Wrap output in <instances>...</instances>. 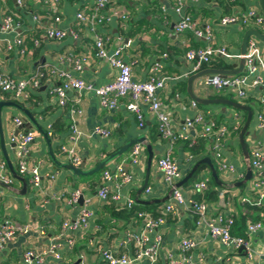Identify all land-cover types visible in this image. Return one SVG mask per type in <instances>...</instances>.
I'll use <instances>...</instances> for the list:
<instances>
[{"label":"crops","instance_id":"crops-1","mask_svg":"<svg viewBox=\"0 0 264 264\" xmlns=\"http://www.w3.org/2000/svg\"><path fill=\"white\" fill-rule=\"evenodd\" d=\"M24 1V7H19L17 0H0V25L7 15L13 16L19 24L14 32L0 36L1 74L20 80L39 71L57 69L95 86L114 81L117 70L107 62L96 58L93 39L87 26H78L76 14L85 9L80 1L60 0L49 15L44 5L34 0ZM118 5L121 12L128 14L129 21L123 25L119 19H113L101 27L100 31L111 35L113 39L111 49H114L119 39L123 40L127 37L125 32L129 29H138L143 20L146 21L143 29L149 25L152 27L149 32L143 30L135 37L129 38L130 46L124 48L123 55L125 60L132 65L133 79L145 82L152 74L153 65L163 60L164 53L169 54V58L163 60L164 69L161 72V75L167 78L166 87L159 91L158 96L163 104L173 111V123L177 132L185 125L186 120L193 119L199 110L210 112L215 120L228 128L222 158L224 163L235 169V173L220 170L221 162L212 151L211 140L201 142L200 144L204 146L203 151L193 158L190 157L191 153L185 148V144L178 142L172 146V158L181 169L182 180L201 159L210 158L218 166L219 181L223 187L217 188L218 201L202 202L207 204L209 215L215 216L223 213L232 215L237 220H240L242 216L247 217L243 228L241 230L234 228L232 233L234 236L245 238L248 245L236 250L232 247H225L213 239L206 225L200 220H195V214L186 209H178L175 214L165 216L166 221L158 231L149 234L151 240H154L157 234L163 237L156 261L153 263L148 259H142L132 264H171L172 256L180 257L181 255L196 264H264V211L251 212L248 204L241 203L242 198L257 200L258 192L251 189V182L244 192L235 187L242 181L241 176L246 175V163L239 143L240 133L237 134L235 130L238 123L242 125L244 113L222 105L206 106L204 109L199 107L197 110L190 107L192 100L187 93L185 80L193 74L192 64L186 59V50L203 48L208 44L204 40L196 39L190 31L178 37L174 34L172 27L175 28L181 18L175 11L174 0H121ZM252 8L262 11L260 0H236L233 14ZM185 12L198 20L201 25L213 24L215 36L212 45L227 47L232 55L240 53L245 32L257 29L254 25L220 27L219 19L227 15L221 0H187ZM34 16L40 17L41 23L35 22ZM56 18H60L59 23H56ZM49 28L62 31L74 29L79 32L80 38L78 40L69 37L62 41L48 40L44 37V33ZM18 37L25 39V54H21L17 47L12 51L7 50L8 45L14 44ZM37 39L40 40L39 46L34 44V40ZM258 44L264 55V44L260 41ZM70 55L88 58L82 71H75L74 63L68 61ZM224 60L231 66L227 70H234L233 65L239 63L238 59ZM61 82L62 79L58 77L43 79L41 86L32 91L33 94L38 93L40 97V102H37L36 106L19 101L12 95L2 92H0V102L23 104V107L31 109L33 116L48 133H52L56 125L58 130L55 128L56 133L51 140L53 153L61 163H69L65 150L74 147L71 140L74 126L79 133L75 148L82 159V164L85 163L87 171L95 168L128 142L139 137H146L147 144L152 146L154 152L147 187L152 190L148 193L146 189L140 199L150 202L168 197L171 188L165 183L157 164L159 159L171 150V145L161 138L153 143L148 129L139 128L136 115L127 109L132 101L131 97L121 99L116 110L108 111L101 107L94 94H79L70 90L66 94V105L62 107L54 94L55 87ZM183 83L186 84L185 90L181 88ZM194 93L204 99H226L249 106L254 113V118L249 127L250 136L246 138V141L251 148L258 144L264 145V129L259 128L257 119L258 114H264V104L261 101L262 88L249 89V104L230 99L231 93L219 92L212 87H206L204 78L194 83ZM76 110L80 113L72 115L71 112ZM141 110L148 127L157 123L148 105L142 103ZM15 118H21L24 121L21 113L14 108L5 107L3 109L5 141L9 157L17 170L16 154L11 140L21 127H16ZM72 118H74V124ZM61 125H64L62 130H60ZM97 127L109 130L111 137L102 138L95 134ZM202 130V126H196L188 131V135L197 142ZM30 132L36 134L35 141L30 147L31 160L41 161L43 163L42 173L53 175L55 178L53 180L45 178L39 189H35L27 180L28 187L25 196L20 195L23 183L16 179L8 187L0 186V222L10 218L32 227L28 235L15 237L4 249L0 250V264H24V255L27 251L48 249L62 233L63 223L76 220L86 208L94 213V218L88 227L74 235L71 233L66 235L73 236L74 248L78 253L74 256L75 250L72 252L73 249L70 250L64 241H61L62 260L56 262L53 256H47L44 264H75L78 260L81 264H107L102 256L104 250H111L116 255L125 254L133 257L136 252L135 245H125L124 241L128 231L141 232L142 220L135 219L126 223L122 220H112L104 212L103 206L110 204L109 201H103L98 197L99 190L105 185L104 173L89 177H76L64 168H55L49 157L47 144L35 129H31ZM20 133L28 132L26 129H21ZM143 146L145 151L139 164L131 163L132 148L107 166L106 171L115 172L120 165H123L126 173L134 177L130 184H123L120 187L119 191L123 199L119 204L117 203L119 207H122L128 198L136 200L139 190L144 186L148 173L149 154L145 145ZM3 160L5 158L0 145V161ZM201 176V180L210 179L213 176L211 168L202 171ZM110 189L112 193L118 190L114 183L110 184ZM182 189L187 200L195 201L194 195L197 192L194 189L192 191ZM76 191H80L81 197H84L83 206L80 205V201L77 204H71L72 195ZM168 202L159 204L156 209L157 213L162 214ZM99 221L101 224L105 222L103 227L99 225ZM259 221L263 223V228L254 234L248 233L249 225ZM184 240L194 242L195 248L183 252L181 243Z\"/></svg>","mask_w":264,"mask_h":264},{"label":"built area","instance_id":"built-area-1","mask_svg":"<svg viewBox=\"0 0 264 264\" xmlns=\"http://www.w3.org/2000/svg\"><path fill=\"white\" fill-rule=\"evenodd\" d=\"M37 3L44 5L47 8L48 15L54 10L55 6L60 3V0H34ZM121 0H81L84 10L76 14V21L78 26H87L90 35L93 39L95 49V56L101 61L107 62L112 68L117 70V75L114 81L106 83L102 86H95L92 83L86 82L80 78H74L70 73L50 69L48 71H39L35 74L20 80L12 79L6 75L1 74L0 63V92L10 94L15 99L27 102L31 98L32 91L41 86L42 80L45 77H58L62 79L60 85L55 87L54 94L59 100V104L64 107L66 105V94L70 90H74L79 94L92 93L94 94L101 107L108 111H114L119 107L120 100L130 96L132 101L128 104V111L134 113L137 117L139 128L144 129L146 119L141 110V104L149 106L150 111L154 115L159 133L163 140L171 145L164 157L159 159L157 167L158 171L163 176L165 183L173 189V194L169 202L163 208L162 214L159 217H154L149 213L140 212L138 217L142 220L141 232H127L124 244L135 245L136 252L133 257L128 255H116L111 250H104L102 256L107 264H132L142 259H148L155 262L163 242L161 234H157L154 240L149 238V234L158 229L165 223V216L175 214L178 209H186L193 214L199 216L201 223H204L209 230L211 237L219 241L225 247H232L236 250L246 247L248 242L245 238L234 236L232 231L235 226V218L232 215H225L219 213L215 216L209 215V208L206 203H197L193 200H187L184 196L183 189L177 188L176 184L182 180V173L179 165L172 158V146L176 143L177 138L184 141H190L192 144L196 142L190 138L188 131L196 126H202L200 138L211 140L212 151L216 158L221 162L220 170L223 172L230 171L235 173V169L223 162L222 153L225 145V139L228 133V128L223 125H217L216 121L211 119L210 112L199 113L193 119H187L185 125L179 132L175 129L173 123V111L169 109L160 100L158 93L166 87L167 78L161 75L164 68L163 60L168 59V55H163V60L157 61L152 68V74L145 82H138L133 79L132 65L129 64L123 55L124 48L130 46L131 41L127 45L120 48L111 49L113 39L110 34H103L100 31L110 23L113 19H119L123 25L129 21L128 14L119 10L118 3ZM175 11L181 18L174 28V34L178 37L186 32H192L194 37L198 40H204L208 45L206 47L190 48L186 53V59L192 64V74L198 73L202 70L203 65L212 63L217 57L223 59H240L241 55H232L229 53L227 47H214V28L213 24L201 25L200 22L194 19L189 13L185 12L187 0H174ZM19 7H24V0H17ZM87 11V12H86ZM34 21L41 23L38 16H34ZM56 23L60 22V18L55 19ZM218 25L220 27L240 26L250 27L256 26L264 34V13L260 9H249L244 12L234 13L223 16L219 19ZM19 24L13 16L7 15L0 25V36L14 32ZM44 37L48 40L62 41L66 38L78 40L80 34L77 30L71 29L69 31H62L59 29L49 28L44 33ZM36 46L40 45V40H34ZM17 47L21 54L26 53L25 39L18 37L14 44H9L8 51H12ZM68 61L74 63V69L77 72L83 70L88 62L87 57H77L70 55ZM204 85L212 87L219 92L234 93L237 98L246 100L249 97V89L262 88L263 93L261 101L264 104V55L259 47L258 40L252 37L249 40L247 54L245 55V71L236 76H206L204 77ZM190 107L197 110L199 104L192 101ZM80 113L78 110L72 111L74 115ZM74 118L72 122L74 124ZM258 125L260 129H264V114H258ZM14 122L17 128L23 126L24 121L21 118H15ZM73 136L71 140L74 147L65 150L66 156L75 167L82 165V159L78 156L75 144L78 141V131L72 127ZM240 123L236 125L235 130L239 131ZM50 135L52 133H49ZM95 134L102 138H110L111 132L105 128L97 127ZM36 134L28 132L26 134H14L12 143L16 145V168L20 176L29 179L30 184L39 189L45 178L53 180L55 176L44 175L42 173L41 161H32L30 157V147L35 141ZM145 148L143 144H136L133 146L131 163L137 165L143 156ZM251 166L253 169V177L251 179V189L258 192L257 200L242 198V204L254 205L257 207L264 206V145L258 144L251 149ZM245 175L241 176L243 180ZM134 177L126 173L123 165H120L115 172L106 171L104 173L105 185L98 192V197L103 201H112L120 203L122 196L120 194V187L123 184H130ZM15 179L10 174L8 164L5 160L0 161V182L6 185H12ZM114 183L117 187V192L112 193L110 184ZM209 179L205 178L194 185V191L197 193H204L208 190ZM151 188L147 192H151ZM81 193L76 191L72 195L71 204H77L80 201ZM128 209H132L136 205V200L128 198L125 201ZM94 218L92 210L84 209L80 216L74 221H65L62 225V233L53 244L43 251L29 250L24 255V264H44L47 256H53L57 261H61L62 242L72 250L75 246V239L73 236H66L68 233L72 235L84 230L88 227L90 221ZM31 225L22 224L13 219H5L0 223V250L13 241L19 235H28L31 231ZM263 228L261 221L251 223L248 227V233L254 234ZM195 243L190 240H184L181 243V250L186 252L195 248ZM171 264H196L189 258L181 255L180 257L172 256Z\"/></svg>","mask_w":264,"mask_h":264},{"label":"water","instance_id":"water-1","mask_svg":"<svg viewBox=\"0 0 264 264\" xmlns=\"http://www.w3.org/2000/svg\"><path fill=\"white\" fill-rule=\"evenodd\" d=\"M260 6H261V9L264 13V0H260ZM173 30H174V27H172V31ZM252 37H255L258 41H260L261 43L264 44V34L260 30L250 29V30L246 31L244 34L243 42H242V45L240 48V53H239V55H241V58L239 59L238 64L233 65L235 68L234 70L212 69V68L204 69V70L199 71L198 73L191 75L188 79L185 80V82L187 83V93H188L189 97L191 98V100L196 102L197 104L204 105V106H213V105H222L225 107L229 106V107L234 108L235 110L243 111V112L247 113V120H246V122H245V124H244V126L240 132V135H239V143L241 145L244 160L246 163V175L242 181H240L239 183H237L235 185L236 188H240L244 185H247L253 177V169L251 166V154H250V151L248 149L246 138L250 136L249 127L253 122L254 113L249 106L243 105L241 103H237V102H234L231 100H226V99H212L211 100V99H204V98L198 97L194 93V83L197 80L204 78L206 76H223V77H225V76H236V75H240V74L244 73V71H245V55L247 54L249 40ZM128 43H129L128 37L124 38L123 40L119 39L115 43V45H116L115 48H120L124 45H127ZM5 107L14 108L18 112H20L21 115L24 117V124L19 130H17L16 135H18L20 133L21 129H26L27 132H29L31 129H35L40 134L43 141L47 144L48 154H49V157H50L51 161L53 162L55 168H64V169L70 171L76 177H89V176L95 175L98 172H100L101 170H103L104 168H106L108 166V164L111 163L113 160H116V159L120 158L121 156H123L125 153H127L136 144L145 145L146 150L149 154L148 173H147V177H146L144 186L138 192L136 202L141 204V205H149V204H162V203H166L170 200L171 195L173 194V189L170 190L168 197H166L165 199H162V200H154V201H150V202H148V201L145 202V201H142L140 199V196L148 187V178H149V174H150L152 161L154 159L153 148L150 144H147L146 137H144V136L139 137L137 139H134V140L128 142L123 147H121L118 151L111 154L105 160L100 162L95 168L87 171L85 163H83L79 167H75L71 163H61L60 161H58V159L55 157V155L53 153L52 140H51L50 134L48 133V131H46L39 124V122L33 116L31 109L25 108L22 105L16 104V103L0 102V145H1V150H2V153L4 155L6 162L8 164L11 175L13 176L14 179L23 183V189H22V191H20V195L25 196L27 194L28 181L26 178H24L18 174L17 170L14 167L13 162L11 161V159L9 157V152L7 149V144L5 141L4 130H3L4 129L3 128L4 127L3 109ZM12 147H13L14 153H15L16 152V150H15L16 145L12 144ZM202 164H208L209 165V167L211 168V171H212V175L215 178V180L218 182V185L220 187H223V184L221 183V181H219V176H218L217 171H216L215 167L213 166L210 158H205L202 161L198 162L194 166L192 171L183 180H181L179 183L176 184V187L177 188L183 187L193 177L194 173L198 170V168ZM0 186L8 187V185L1 183V182H0ZM79 203H80V205L83 206L84 197H81ZM75 264H81V261L78 260Z\"/></svg>","mask_w":264,"mask_h":264},{"label":"trees","instance_id":"trees-1","mask_svg":"<svg viewBox=\"0 0 264 264\" xmlns=\"http://www.w3.org/2000/svg\"><path fill=\"white\" fill-rule=\"evenodd\" d=\"M78 1L81 2V0H78ZM221 2L223 4V6H224L225 14H227V15L233 14V8L236 5V0H221ZM224 16H226V15H224ZM141 24L142 25H140V27L138 29H134V30L133 29H129L127 31V33H126L127 37L128 38L135 37L136 35L140 34L143 30L149 32L151 30V28H152L149 25L147 28L143 29V26L146 24V21H144V20H143V22H141ZM187 51L188 50H186V53H187ZM164 54H167L168 55V58H169V54L167 52L164 53ZM209 68H212V69H230L231 66L223 58L217 57L212 63L203 65L202 70L209 69ZM185 87H186V84L183 83L181 85V88H183V90H185ZM249 101H250L249 98H247L245 101H243V103L249 104ZM37 102H40L39 94L38 93H35V94L32 93L31 94V98L27 101V103H30L33 106H36L37 105ZM199 107L206 108V106H204V105H199ZM203 112L207 113L208 111H203ZM243 113H244V122L242 123V127L244 126V124L246 122V119H247V113L246 112H243ZM211 119H213L214 121H216L217 125H219V126L221 125L220 122H218L217 120L214 119L213 115H212ZM56 127L57 126L54 125L53 132L51 134V137H54V134L56 133V130H55ZM242 127L240 128L239 131H236L237 134L240 133V131L242 130ZM146 128L148 129L149 134L151 135L150 138H151V141L153 143L156 142L157 139L161 138L160 133H159V127H158L157 123L154 124V125H152V126H150V127H148L147 124H146L145 125V129ZM62 129H64V125H61L60 130H62ZM205 140L207 141L208 139L200 138V139H198V141L195 144H192L190 141H184L183 139H180L178 137L176 143L183 142L185 144V148L187 150H189V152L191 153V156L190 157L193 158L194 156L199 155L203 151V147L204 146H202L200 143L201 142H204ZM247 145H248V149H249V151L251 153V150L249 148L248 142H247ZM200 147H202V149H200ZM202 160L203 159H201L200 161H202ZM212 164L215 167V169L217 171V174H219L220 172H219V169H218L217 164H215L213 161H212ZM208 168H210L208 164H202L198 168V170L194 173L193 177L182 188L192 187L194 189V185L196 183H198V182H195V183L191 184L192 180L198 174H201L202 171H204L205 169H208ZM106 169H107V167L104 168L103 170H101L100 172H98L95 175H99V174L105 173L106 172ZM27 180L29 181V179H27ZM209 184H210V187L208 188V190L206 192H204V193H196L194 195L195 202L202 203V202L205 201L207 203V202H215V201H218L219 200V192L217 191V188H219L220 186L218 185V182L215 180V178L213 176L210 177L208 186H209ZM245 186L246 185L242 186L241 189L245 188ZM109 202H110V204H107V205H104L103 206V210H104V212L107 215H109L112 218V220H122V221H125L126 223H130L131 221H133L135 219L136 220H141L138 217V214L140 212L149 213V214H151L154 217L161 216V214L157 213V211H156V209L159 206V204L141 205V204H139V203L136 202V205L132 209H128L125 203L122 205V207L121 206L119 207L118 206L119 203L117 204V203L112 202V201H109ZM248 206H249V210L251 212L261 213V212L264 211V208L263 207H257V206H254V205H248ZM246 218H247L246 216H242L240 220H237L235 218V226H234V228H237V230H241L243 228V225H244V222H245V219ZM195 220L196 221L199 220V216L195 215ZM3 221H1L0 223H2ZM104 223L105 222H103V224H101V221H99V225H101V227L104 226ZM234 228H233V230H234ZM74 250H75V248H73L72 252H74ZM77 253H78V251L75 250L74 256Z\"/></svg>","mask_w":264,"mask_h":264},{"label":"rangeland","instance_id":"rangeland-1","mask_svg":"<svg viewBox=\"0 0 264 264\" xmlns=\"http://www.w3.org/2000/svg\"><path fill=\"white\" fill-rule=\"evenodd\" d=\"M213 28H214V32H215V26H213ZM127 32H125V34H126ZM214 36H215V33H214ZM228 93H230L229 91H228ZM232 94V93H231ZM232 97H230L231 99H233V100H235V101H238V102H243V101H245L244 99H240V98H237L236 97V95L233 93L232 95H231ZM204 109V108H203ZM244 122V118L242 119V122L241 123H243ZM241 127H242V125H241ZM249 148H250V150L252 149L250 146H249ZM126 154V153H125ZM201 174H198L193 180H192V182H191V184H193V183H195V182H199L200 180H201ZM249 184V183H248ZM247 187H248V185H246L245 186V188H243V189H241V187H240V189H238V190H241L242 192H244L246 189H247ZM185 190H187V191H192L193 190V188L192 187H189V188H185Z\"/></svg>","mask_w":264,"mask_h":264}]
</instances>
